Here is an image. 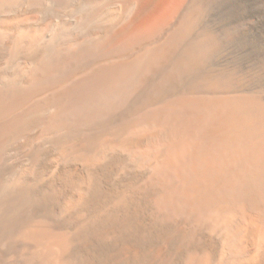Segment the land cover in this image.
<instances>
[{
	"label": "bare ground",
	"instance_id": "bare-ground-1",
	"mask_svg": "<svg viewBox=\"0 0 264 264\" xmlns=\"http://www.w3.org/2000/svg\"><path fill=\"white\" fill-rule=\"evenodd\" d=\"M0 264H264V0H0Z\"/></svg>",
	"mask_w": 264,
	"mask_h": 264
},
{
	"label": "rangeland",
	"instance_id": "rangeland-1",
	"mask_svg": "<svg viewBox=\"0 0 264 264\" xmlns=\"http://www.w3.org/2000/svg\"><path fill=\"white\" fill-rule=\"evenodd\" d=\"M150 19V20H149ZM147 21H146V25L148 27H155L156 25H158V23L160 22L158 19H156L155 17L153 18H149ZM156 20V21H155ZM150 22V23H149Z\"/></svg>",
	"mask_w": 264,
	"mask_h": 264
}]
</instances>
